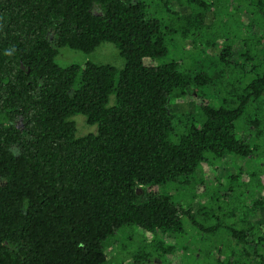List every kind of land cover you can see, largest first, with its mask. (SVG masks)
Here are the masks:
<instances>
[{"label": "trees", "instance_id": "obj_1", "mask_svg": "<svg viewBox=\"0 0 264 264\" xmlns=\"http://www.w3.org/2000/svg\"><path fill=\"white\" fill-rule=\"evenodd\" d=\"M223 11L228 23L218 28ZM169 39L183 60L148 63L169 54ZM103 42L118 48L122 69L56 62L62 47L89 54ZM218 86L224 100L216 106L207 93ZM78 114L98 132L77 136L70 118ZM258 152L264 0H0V264H107L105 242L127 226L154 237L136 262L152 254L176 264L171 256L199 237L206 264H264L254 218L264 196L244 202L243 170L227 177L224 194L241 192L240 214L216 204L214 193L193 212L162 192L189 188L205 162L257 160ZM188 227L196 233L185 240ZM168 233L181 245L160 238Z\"/></svg>", "mask_w": 264, "mask_h": 264}, {"label": "rangeland", "instance_id": "obj_2", "mask_svg": "<svg viewBox=\"0 0 264 264\" xmlns=\"http://www.w3.org/2000/svg\"><path fill=\"white\" fill-rule=\"evenodd\" d=\"M230 8L232 11L237 12L236 7L230 6ZM223 9L225 8H222V10ZM160 11H163L162 7ZM228 18L229 16L227 14V11H223L217 20L219 26L218 28H222V26L227 25ZM219 31L220 35L217 43L218 45L212 48L213 55H217L221 51L222 39L224 34L222 33V30ZM169 41V54L165 57L150 60L148 61V63L161 64L175 59H178L180 62L183 60L184 52L182 50V47L178 48L177 45L172 44V39H169ZM241 45L242 40L238 39L237 47L240 48ZM185 47L188 49L186 45ZM197 48L198 46L193 45L192 50H195ZM188 59H191V63L193 62L191 53H189ZM88 60L94 61L96 63L112 64L119 69H122L125 66V59L120 55L118 48L111 42L101 43L100 46H98L92 53L89 54L80 50L71 49L69 47H62L59 49V54L56 57V62L63 67L73 63L84 64ZM219 92L220 88L218 86L217 88H214L212 91H209L207 93L208 99L212 100V103L216 106L221 105L224 100V96L221 95V92L219 94ZM179 103H183L187 109L191 107V105L189 104L190 102L178 100L177 106L179 105ZM115 104L116 96L112 94L110 96L109 105ZM70 119L76 123L77 136L95 134L98 132V125L89 124L85 115L78 114ZM242 133H245V131H239L238 129L237 134L239 137L244 136ZM256 155L257 160L246 159L243 157L235 158L233 155H229L227 159H225L224 161H218L216 165L205 162L198 170L197 178L191 183L189 188L184 184H167L162 188V192L173 195L174 199L177 202L181 203L185 207H190L193 212L199 211L202 205L209 200L210 195L214 193V195H216L214 198L216 204H221V202H224L225 210L227 212L233 211L235 215L237 213L240 214L242 207V205L240 204V202H242L240 200L242 199L240 197L241 192L237 191L235 196H233L232 198L229 196V198H231L230 200L228 198L225 199L224 194L230 187V185L226 183L228 180L227 177L234 178L238 175L240 169L243 170V175L240 178V181L243 186H245L246 190V197H244L245 203L252 204V201H255L256 198H258L259 196H264V186L261 184H264V174L261 172L263 170V166L261 164L262 162H264V156L260 155L259 152L256 153ZM258 171V175L260 178L255 180V177H252V173ZM261 174L263 175L260 176ZM220 182L224 183V185L219 186ZM256 211L257 213L255 214L254 218L255 220H257V223L262 227L264 231V211L261 212L259 209ZM184 220L186 219L184 218ZM227 221L229 222V224H232L234 222V219ZM188 229V237H186L185 240H188L189 237L194 238L193 234L196 233V231H194L195 233H192L190 227H188ZM153 238L154 237L152 236L149 237L140 233L139 229L136 226H127L122 228L119 232L110 237L104 244V251L108 257L107 264H161L160 259L155 258L152 254L150 255L149 261L147 262H136L133 258L135 254L140 253L144 260V258H146V256L151 253L152 248H150V242ZM160 238L168 243H176L178 241V244L181 245V243L179 242L181 240H177V237L174 234H162L160 235ZM208 244L209 245L207 247L209 248V250H211V252L213 253H216V243H214V245L211 243ZM188 246L191 248L189 250H186V252L180 247L178 251L171 256V258H173V262H175L176 264L207 263L204 253L206 245L201 241L199 237L195 242L188 243ZM230 247L231 246H227L228 249H230ZM198 249H201V253L198 254V261H196L193 254L195 252H198ZM232 249L233 248H231V250Z\"/></svg>", "mask_w": 264, "mask_h": 264}]
</instances>
